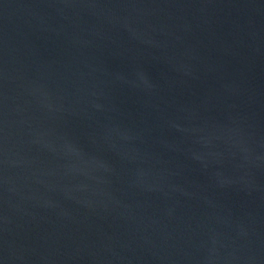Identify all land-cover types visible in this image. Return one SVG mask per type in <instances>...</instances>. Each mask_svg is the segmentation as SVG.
Segmentation results:
<instances>
[{
    "label": "water",
    "instance_id": "95a60500",
    "mask_svg": "<svg viewBox=\"0 0 264 264\" xmlns=\"http://www.w3.org/2000/svg\"><path fill=\"white\" fill-rule=\"evenodd\" d=\"M0 264H264V0H0Z\"/></svg>",
    "mask_w": 264,
    "mask_h": 264
}]
</instances>
